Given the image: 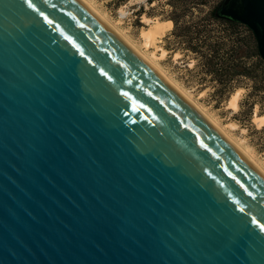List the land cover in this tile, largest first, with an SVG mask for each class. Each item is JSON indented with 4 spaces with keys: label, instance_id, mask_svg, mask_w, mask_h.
<instances>
[{
    "label": "water",
    "instance_id": "obj_1",
    "mask_svg": "<svg viewBox=\"0 0 264 264\" xmlns=\"http://www.w3.org/2000/svg\"><path fill=\"white\" fill-rule=\"evenodd\" d=\"M0 264H264V175L81 0H0Z\"/></svg>",
    "mask_w": 264,
    "mask_h": 264
},
{
    "label": "rangeland",
    "instance_id": "obj_2",
    "mask_svg": "<svg viewBox=\"0 0 264 264\" xmlns=\"http://www.w3.org/2000/svg\"><path fill=\"white\" fill-rule=\"evenodd\" d=\"M86 1L92 3L95 11L148 57L169 80L186 91L198 106L202 105V110L224 128L230 139L244 152L252 154V158L258 160L256 162L264 169V125H258L254 119L256 115L264 114V81L261 78L234 76L233 91H222L215 80L216 74L206 68L201 52L185 49L178 32L172 31L173 21L164 20L172 9L167 0ZM209 1L213 3L217 0ZM206 9L207 6H203L202 10L194 7L186 9L183 19L198 27L208 25L215 35L223 33L222 26L215 20L208 22L202 19ZM159 25L164 26L162 33L157 35L156 41L146 45L143 30ZM202 38L201 35L193 41L198 42ZM247 63L249 66L251 60ZM239 88L238 108L232 109L228 107V102Z\"/></svg>",
    "mask_w": 264,
    "mask_h": 264
},
{
    "label": "trees",
    "instance_id": "obj_3",
    "mask_svg": "<svg viewBox=\"0 0 264 264\" xmlns=\"http://www.w3.org/2000/svg\"><path fill=\"white\" fill-rule=\"evenodd\" d=\"M222 2L223 0L213 3L209 0H167L172 9L164 20L173 21L172 31L178 32L185 49L201 52L206 68L216 74L215 80L220 89L230 93L235 87L234 76L259 77L264 81V62L251 29L239 21L219 15ZM203 6H207V9L202 19L208 22L215 20L222 26L223 33L215 35L213 28L208 25L198 27L183 19L186 9L194 7L202 10ZM201 35L202 41L198 39L201 43L193 41V38ZM248 60H251L249 66Z\"/></svg>",
    "mask_w": 264,
    "mask_h": 264
},
{
    "label": "bare ground",
    "instance_id": "obj_4",
    "mask_svg": "<svg viewBox=\"0 0 264 264\" xmlns=\"http://www.w3.org/2000/svg\"><path fill=\"white\" fill-rule=\"evenodd\" d=\"M102 22H104L116 35H118L131 49H133L148 65H150V67H152L153 70H155L162 78H164L168 83H170L183 97L186 98V100H188V102L190 104H192V106L213 126L215 127L221 134H223L228 141H230L232 143V145L239 150L263 175H264V169H262V167L256 162L258 160H254L252 157V154L249 155L248 153L244 152L240 147H238L231 139L230 137L224 132V128L222 129L213 118H211L210 116H208V114H206L203 110H202V105L201 107L198 106L191 98V96L184 91L182 88H180L176 83L172 82L171 80H169L164 73L158 69L155 65H153V63L150 61V59H148V57H146L142 52H140L128 39H126L118 30H116L114 28V26L108 22L102 15H100L97 11H95V9L92 7V3H88L86 0H81ZM106 16V15H104ZM110 21V20H109ZM164 28L163 25H159V26H154L143 30V37L145 39V44L149 45L151 43L154 42V40L156 39L158 34L162 33V29ZM119 29V28H118ZM121 31V30H120ZM122 32V31H121ZM123 33V32H122ZM156 41V40H155ZM155 44V43H154ZM138 47V46H137ZM141 50V49H140ZM158 66V65H157ZM160 68V67H159ZM240 95V88L237 89L230 97L229 102H228V107L232 108V109H237L238 108V100ZM204 108V107H203ZM206 110V109H205ZM255 122H257L258 125H264V114H260V115H256L254 117ZM233 138V137H232ZM240 144V143H239ZM241 145V144H240ZM242 147V146H241Z\"/></svg>",
    "mask_w": 264,
    "mask_h": 264
}]
</instances>
